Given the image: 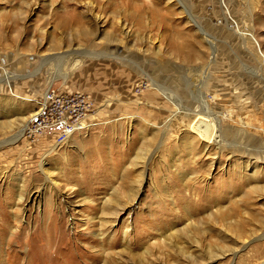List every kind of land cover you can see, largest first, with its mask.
I'll list each match as a JSON object with an SVG mask.
<instances>
[{"label":"rangeland","instance_id":"1","mask_svg":"<svg viewBox=\"0 0 264 264\" xmlns=\"http://www.w3.org/2000/svg\"><path fill=\"white\" fill-rule=\"evenodd\" d=\"M0 264H264V0H0Z\"/></svg>","mask_w":264,"mask_h":264},{"label":"built area","instance_id":"2","mask_svg":"<svg viewBox=\"0 0 264 264\" xmlns=\"http://www.w3.org/2000/svg\"><path fill=\"white\" fill-rule=\"evenodd\" d=\"M92 108L93 102L84 93L50 88L39 102V113L31 118L25 137L34 143L52 134L56 144L64 145L71 136L93 127L89 122Z\"/></svg>","mask_w":264,"mask_h":264},{"label":"bare ground","instance_id":"3","mask_svg":"<svg viewBox=\"0 0 264 264\" xmlns=\"http://www.w3.org/2000/svg\"><path fill=\"white\" fill-rule=\"evenodd\" d=\"M155 86H156V88L161 92V93H163V94H165V93H167L166 91H165V89L162 87V86H160V85H158V84H155ZM173 102V101H172ZM38 105H39V102H38ZM39 113V108L36 110V114L34 115V116H36L37 114ZM209 113L211 114V116H213V117H215V118H217L218 117V114L217 113H214L213 111H209ZM34 116H32L31 118H33ZM186 116H189V117H193L194 119H196V120H201L200 118H198V117H200L199 116V113H187L186 114ZM203 119H205V121H209V118H207V117H203ZM31 120V119H30ZM232 120H233V118H232ZM91 124H94L93 125V127L94 126H96L95 125V123H91ZM88 129H89V124H88V126H86ZM92 128V127H91ZM27 130V129H26ZM80 133V132H79ZM72 137V136H71ZM70 137V138H71ZM69 138V139H70ZM66 144V143H65ZM210 146V145H209ZM49 242V241H48Z\"/></svg>","mask_w":264,"mask_h":264}]
</instances>
